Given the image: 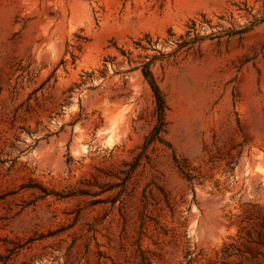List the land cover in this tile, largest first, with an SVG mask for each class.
<instances>
[{"label":"rangeland","instance_id":"rangeland-1","mask_svg":"<svg viewBox=\"0 0 264 264\" xmlns=\"http://www.w3.org/2000/svg\"><path fill=\"white\" fill-rule=\"evenodd\" d=\"M0 264H264V0H0Z\"/></svg>","mask_w":264,"mask_h":264},{"label":"trees","instance_id":"trees-1","mask_svg":"<svg viewBox=\"0 0 264 264\" xmlns=\"http://www.w3.org/2000/svg\"><path fill=\"white\" fill-rule=\"evenodd\" d=\"M143 76L147 81V83L149 84V87L151 89V92L155 100L156 125L154 126L153 130L150 133L149 142L161 141V134L164 132V127H165L166 107H165L164 99L151 74L148 71H146L143 72Z\"/></svg>","mask_w":264,"mask_h":264},{"label":"bare ground","instance_id":"bare-ground-1","mask_svg":"<svg viewBox=\"0 0 264 264\" xmlns=\"http://www.w3.org/2000/svg\"><path fill=\"white\" fill-rule=\"evenodd\" d=\"M113 139L112 136H108L105 140L109 143L112 144L113 143Z\"/></svg>","mask_w":264,"mask_h":264}]
</instances>
